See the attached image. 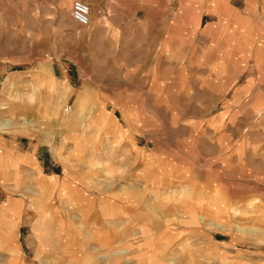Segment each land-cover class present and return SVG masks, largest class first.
Returning <instances> with one entry per match:
<instances>
[{
    "label": "crops",
    "instance_id": "crops-1",
    "mask_svg": "<svg viewBox=\"0 0 264 264\" xmlns=\"http://www.w3.org/2000/svg\"><path fill=\"white\" fill-rule=\"evenodd\" d=\"M82 1L90 8L88 25L77 24L69 14L63 33L71 45L75 31L88 33L85 45L74 51L65 44L64 52L86 55L88 63L79 64L81 87L73 107L77 100L85 102L78 118L95 121L69 132L74 140L56 159L64 162L61 176L44 171L54 163L44 161L40 144L24 147L17 139L7 140L3 135L11 124L5 122L8 128L0 130V264L169 261L164 251L171 241L164 235L189 222L183 212L189 206L186 196L202 206L197 222L201 213L214 209L237 212L232 201L239 204L238 212L255 207L262 213L264 0ZM4 21L0 15V31ZM99 55H108V63L90 66ZM60 71L67 66L33 67L31 85L53 83ZM17 72L0 63L5 86H15ZM170 92L182 102L176 112ZM105 101L112 103V115L103 109ZM139 102L153 105L139 112ZM105 113L107 121L101 124ZM165 125L177 127L185 138L145 141ZM84 134L92 141H83ZM20 165L27 172H20ZM98 165L112 182L109 190H100L98 178L87 172ZM153 191L162 192L157 227L164 235L157 239V254L150 221L141 217L154 210L148 198ZM173 198L175 208L169 203ZM245 232L264 240V232Z\"/></svg>",
    "mask_w": 264,
    "mask_h": 264
},
{
    "label": "rangeland",
    "instance_id": "rangeland-1",
    "mask_svg": "<svg viewBox=\"0 0 264 264\" xmlns=\"http://www.w3.org/2000/svg\"><path fill=\"white\" fill-rule=\"evenodd\" d=\"M1 1L4 4H1ZM52 2L53 0H0V15L5 19L4 26L0 31L2 32L0 33V63L6 62L14 70V73L18 71L17 73L20 74L18 78L16 77V84L13 87L5 86L0 79V129L6 130L8 128V123H5L7 121L11 124L8 132L3 135L7 140L17 139L22 142L24 147L36 143L40 144V154L44 161L49 163L51 160L54 163V165L46 164L44 171L53 170L61 176L64 174L65 167L64 162L58 160L66 152L65 147L68 141L74 140V135L72 138L69 132L71 129L80 131L82 125L94 123L95 118H83L84 120L78 118L84 110L85 102L81 103L77 100L75 108L73 107L81 87L79 64L88 63L86 55L70 52V50L64 52L65 44L71 46L74 51L80 50L85 45L83 40L88 33H77L75 31L77 29L74 28L76 33H73L72 45L68 41L65 42L64 22L65 17L71 15L72 3L71 0L68 3L66 0H56L55 5H52ZM54 17L55 20L53 21ZM33 49L40 52L32 53L31 50ZM54 49L57 51L55 54L47 53V51ZM105 56L108 55H99V60L90 63V66L96 65L103 68L108 63ZM60 63L67 66V71L63 73L60 71L56 74L53 77L56 79L53 83L46 81L45 84H42L40 80L36 85H31V68L37 67L42 71L45 68H50L51 64ZM45 87L54 90V92L52 93ZM103 89H110V87ZM169 98L172 111L176 112L182 102L175 93L170 92ZM86 104L88 107V102ZM138 104L141 105L138 109L139 112H144L148 110V106L153 105V103L148 102H139ZM102 106L107 114H113L111 102L105 101ZM157 113L160 115V111ZM106 118L105 113L101 119V124L106 123ZM171 119L170 116L169 123H171ZM172 127L165 125L164 128H161V133L159 127V134L154 138H145V141L175 142L185 138L184 134L177 133V127ZM12 128L19 130L12 131L10 130ZM23 128L24 130H22ZM82 140L92 141L90 137L86 138V134L82 135ZM141 140L144 142V139ZM94 164L96 161L88 164V166L91 167ZM18 168L20 172H27L26 166L20 165ZM79 169L81 172L82 167L80 166ZM87 172L92 174L90 176L98 178V183L95 182V184H99L100 190L112 188V182L104 176L100 166ZM161 193L160 191H153L154 197L149 196L148 198L152 200L154 210L152 213L141 215V217L145 216L147 222L150 221L151 229L148 232L152 234L150 240L152 252L156 254L161 247L159 246L161 245L160 240L157 239L164 235L163 229L157 227L160 218L158 209L162 208V202L159 198ZM174 198L172 199L173 202L169 203H171L170 207L175 208ZM164 199L168 200L169 196ZM196 200H192L188 196L184 199L189 205L183 211L186 218L189 219V222L185 224L186 226L179 228V230L172 229L169 234L164 235L168 242L171 241L169 247L165 248L164 251L168 253L169 261L150 262L149 264H264V240L261 241L260 238H255V236L245 232V230H251L253 234L254 231L258 234L264 232V198L258 206L262 213L253 211L255 207L249 208L248 212H238L240 210L239 204L232 203V201L229 202V205L234 206L233 209L237 212L219 213L220 208L214 209L213 212L216 214L200 212L198 222L195 220L196 214L202 206L197 204ZM234 201L236 202L237 199ZM166 205L164 206L166 207ZM137 219L139 220V217ZM198 225L201 228L196 227ZM138 233L139 231H137ZM177 239L178 241H176ZM122 247L127 246L122 245ZM83 248L84 252L88 254L86 251L88 249L87 244ZM88 251L89 254H93L91 250ZM89 258L91 257L89 256Z\"/></svg>",
    "mask_w": 264,
    "mask_h": 264
},
{
    "label": "built area",
    "instance_id": "built-area-1",
    "mask_svg": "<svg viewBox=\"0 0 264 264\" xmlns=\"http://www.w3.org/2000/svg\"><path fill=\"white\" fill-rule=\"evenodd\" d=\"M71 17L79 25H88L90 21V8L82 0H72Z\"/></svg>",
    "mask_w": 264,
    "mask_h": 264
},
{
    "label": "bare ground",
    "instance_id": "bare-ground-1",
    "mask_svg": "<svg viewBox=\"0 0 264 264\" xmlns=\"http://www.w3.org/2000/svg\"><path fill=\"white\" fill-rule=\"evenodd\" d=\"M5 126V125H4ZM1 130V129H0Z\"/></svg>",
    "mask_w": 264,
    "mask_h": 264
}]
</instances>
